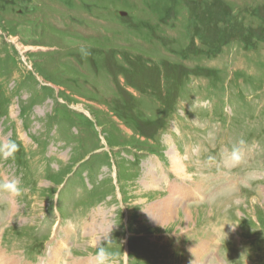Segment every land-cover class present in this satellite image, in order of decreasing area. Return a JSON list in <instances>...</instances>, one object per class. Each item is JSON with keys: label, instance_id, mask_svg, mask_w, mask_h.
<instances>
[{"label": "rangeland", "instance_id": "1", "mask_svg": "<svg viewBox=\"0 0 264 264\" xmlns=\"http://www.w3.org/2000/svg\"><path fill=\"white\" fill-rule=\"evenodd\" d=\"M218 4L0 0V264H264V43L213 48L264 0Z\"/></svg>", "mask_w": 264, "mask_h": 264}, {"label": "clouds", "instance_id": "2", "mask_svg": "<svg viewBox=\"0 0 264 264\" xmlns=\"http://www.w3.org/2000/svg\"><path fill=\"white\" fill-rule=\"evenodd\" d=\"M240 144H243V141H240ZM18 149V145L14 141H7L0 143V156L4 159L14 158L15 152ZM242 159V154L239 147L233 146L230 162L233 165L239 164ZM0 191L7 192L11 196H19L22 194L23 189L20 186L18 180H3L0 181ZM111 253L108 252L105 248H98L95 254L96 264H107V261L110 259Z\"/></svg>", "mask_w": 264, "mask_h": 264}, {"label": "trees", "instance_id": "3", "mask_svg": "<svg viewBox=\"0 0 264 264\" xmlns=\"http://www.w3.org/2000/svg\"><path fill=\"white\" fill-rule=\"evenodd\" d=\"M222 0H219V6H221ZM242 23L241 28L224 33L217 43H214L213 48L217 55H221L224 51V47L233 42H240L243 49L255 48L258 44L264 43V33H262V26L258 24L247 29ZM264 26V23H263ZM262 33V34H261Z\"/></svg>", "mask_w": 264, "mask_h": 264}, {"label": "bare ground", "instance_id": "4", "mask_svg": "<svg viewBox=\"0 0 264 264\" xmlns=\"http://www.w3.org/2000/svg\"><path fill=\"white\" fill-rule=\"evenodd\" d=\"M178 162H180V161L178 160ZM178 165H179V163H178ZM180 169L182 170L183 168H180ZM170 205H171V204H169V202L167 201V203L164 205V207H165V208H169ZM157 207H158V206H157ZM159 207H160V206H159ZM160 208H162V207H160ZM162 212H163V211H162ZM163 213H164V212H163ZM169 215H170V214H169ZM51 257H52V256H51ZM51 257H49L48 260H50ZM13 260H14V259H13ZM48 260H47V261H48ZM49 263H50V264H55V263H54V259H53L52 261H50ZM56 263H57V262H56ZM3 264H17V263H15V262L12 263L11 259L8 258L7 260H5V262H3ZM42 264H43V263H42Z\"/></svg>", "mask_w": 264, "mask_h": 264}]
</instances>
